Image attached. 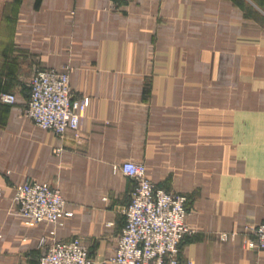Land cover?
<instances>
[{"label":"crops","instance_id":"crops-1","mask_svg":"<svg viewBox=\"0 0 264 264\" xmlns=\"http://www.w3.org/2000/svg\"><path fill=\"white\" fill-rule=\"evenodd\" d=\"M39 67L88 98L78 133L26 115ZM126 160L188 196L181 264H264L248 244L264 221V0H0V264H38L74 236L106 264ZM26 180L59 187L73 214L26 225L13 202Z\"/></svg>","mask_w":264,"mask_h":264},{"label":"built area","instance_id":"built-area-1","mask_svg":"<svg viewBox=\"0 0 264 264\" xmlns=\"http://www.w3.org/2000/svg\"><path fill=\"white\" fill-rule=\"evenodd\" d=\"M26 115L42 128L64 135L78 133L88 107L87 97H75L70 74L54 67H39L29 82ZM2 100L15 102L16 94L3 92ZM121 169L133 181L125 223L111 261L118 264H181V245L190 232L188 196L155 183L144 162L126 160ZM20 214L29 225L60 222L73 212L66 209L62 190L48 182L26 180L15 186ZM252 248L264 249V221L252 229ZM44 241V240H43ZM45 243V241H44ZM38 264H98L80 236L57 239L41 253Z\"/></svg>","mask_w":264,"mask_h":264},{"label":"rangeland","instance_id":"rangeland-1","mask_svg":"<svg viewBox=\"0 0 264 264\" xmlns=\"http://www.w3.org/2000/svg\"><path fill=\"white\" fill-rule=\"evenodd\" d=\"M28 116V115H27ZM29 117V116H28ZM30 118V117H29ZM31 119V118H30ZM32 120V119H31ZM13 202H14V205H15V207H14V210L17 212V214L23 219V221L25 222V224L26 225H29V224H27L26 223V221H25V218L23 217V215L22 214H20V212H19V210H18V207H17V204H16V200H15V190H14V195H13ZM30 226V225H29ZM96 258V257H95ZM98 261V260H97ZM104 262L106 263V264H118V263H115V262H113V261H111V259H110V257H108L106 260H104ZM100 262L98 261V264H99Z\"/></svg>","mask_w":264,"mask_h":264}]
</instances>
